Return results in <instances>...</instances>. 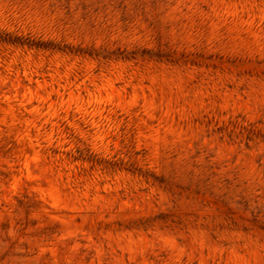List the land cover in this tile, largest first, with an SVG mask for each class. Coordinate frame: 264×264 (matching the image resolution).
Wrapping results in <instances>:
<instances>
[{
    "label": "rangeland",
    "instance_id": "rangeland-1",
    "mask_svg": "<svg viewBox=\"0 0 264 264\" xmlns=\"http://www.w3.org/2000/svg\"><path fill=\"white\" fill-rule=\"evenodd\" d=\"M0 264H264V0H0Z\"/></svg>",
    "mask_w": 264,
    "mask_h": 264
}]
</instances>
